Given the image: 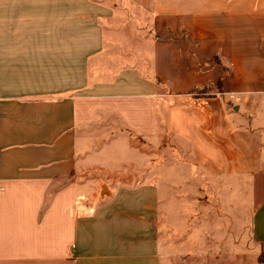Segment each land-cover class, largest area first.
<instances>
[{
    "label": "crops",
    "instance_id": "obj_1",
    "mask_svg": "<svg viewBox=\"0 0 264 264\" xmlns=\"http://www.w3.org/2000/svg\"><path fill=\"white\" fill-rule=\"evenodd\" d=\"M89 1L0 0V264H264V0Z\"/></svg>",
    "mask_w": 264,
    "mask_h": 264
},
{
    "label": "rangeland",
    "instance_id": "obj_2",
    "mask_svg": "<svg viewBox=\"0 0 264 264\" xmlns=\"http://www.w3.org/2000/svg\"><path fill=\"white\" fill-rule=\"evenodd\" d=\"M87 2L89 0H72L73 7V48H75L76 41L79 40L81 36V31L79 30V26L77 24L83 23V8L89 7L87 6ZM198 93V92H197ZM198 95H200L198 93ZM202 95H200L201 97ZM126 98H120L121 102H124ZM136 148H134L128 139L124 136L116 137V138H104L103 141H99L96 145L100 149V152L103 151L106 159L104 160L106 167L109 171L105 170L104 173L98 175L100 181L96 183L98 186L95 191H88L89 195L98 194L96 197L98 199H111L117 198L128 200V199H137V198H146L149 192L140 191L138 195L136 191L130 190L129 185L125 186V190H115L114 195H110L109 187H118L123 182L130 181L129 179H134L133 181L140 182H150L154 181L158 183V176L148 175V171H156L159 168V147L158 143H142L141 141H136ZM143 153V154H142ZM173 155L175 151L171 152ZM151 155V162L144 157H148ZM174 161V159H173ZM108 164H110L108 166ZM107 165V166H106ZM134 165V166H133ZM139 170V174L129 175V171L135 172V169ZM146 167V174H144V170L141 168ZM120 170L125 174L120 172L112 173L115 170ZM169 174H173L175 177L176 168L175 166L169 167L167 170ZM153 178V179H151ZM160 183V182H159ZM130 190V191H129ZM250 193V192H249ZM152 195L154 197H158V191L153 192ZM137 197V198H136Z\"/></svg>",
    "mask_w": 264,
    "mask_h": 264
},
{
    "label": "trees",
    "instance_id": "obj_3",
    "mask_svg": "<svg viewBox=\"0 0 264 264\" xmlns=\"http://www.w3.org/2000/svg\"><path fill=\"white\" fill-rule=\"evenodd\" d=\"M260 261H261V262H264V256H263V255H261V257H260Z\"/></svg>",
    "mask_w": 264,
    "mask_h": 264
}]
</instances>
